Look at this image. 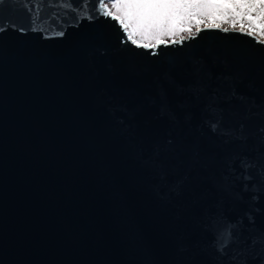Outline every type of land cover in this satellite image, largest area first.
I'll use <instances>...</instances> for the list:
<instances>
[{
    "label": "water",
    "instance_id": "1",
    "mask_svg": "<svg viewBox=\"0 0 264 264\" xmlns=\"http://www.w3.org/2000/svg\"><path fill=\"white\" fill-rule=\"evenodd\" d=\"M97 8L0 4L25 29L0 32V264H264V44L140 48Z\"/></svg>",
    "mask_w": 264,
    "mask_h": 264
},
{
    "label": "snow or ice",
    "instance_id": "2",
    "mask_svg": "<svg viewBox=\"0 0 264 264\" xmlns=\"http://www.w3.org/2000/svg\"><path fill=\"white\" fill-rule=\"evenodd\" d=\"M2 3L3 0H0V4ZM97 4V11L100 15L117 21L126 34L127 40L137 47L145 49H153V45L142 43L136 39L137 35L155 36L157 45L167 46L168 42L161 39L160 36L164 32L172 31L179 21L190 19L194 14H205L213 20L234 16L241 20L239 29L241 33L256 36L259 32V35L264 37V0H113L111 6L106 4L104 0H97ZM28 10L31 13L35 10V6L29 7ZM245 16L248 20L247 28L243 24ZM212 26L209 25V27ZM215 26L219 27V25ZM9 28L20 32L25 31L16 23L6 18H0V32L7 31ZM180 30L184 31L183 28ZM222 30L229 31L228 28ZM233 30H235V21H233ZM58 35L63 36L64 33L61 31ZM189 38L195 39V36ZM258 42L264 44V38L259 39ZM151 54L159 55V48L152 50ZM206 112V120L210 128L214 132L217 131L223 123L224 117V111L219 106L218 97L212 98V102L206 107ZM245 170L247 171V168ZM234 235V231L227 223L222 225L219 234L221 252L230 246ZM253 242H264V237L256 238Z\"/></svg>",
    "mask_w": 264,
    "mask_h": 264
},
{
    "label": "rangeland",
    "instance_id": "3",
    "mask_svg": "<svg viewBox=\"0 0 264 264\" xmlns=\"http://www.w3.org/2000/svg\"><path fill=\"white\" fill-rule=\"evenodd\" d=\"M113 1L107 2L109 6H111ZM115 11V9H113ZM233 21H235V28L240 29L241 27V20L239 18H236L234 16H229L227 19H215L213 20L208 15L200 14V15H193L190 19H185L182 21H179L177 25L174 27L172 31L164 32L160 38L169 42L172 40H178L182 37L188 36L190 34H194L197 29H199L202 26L211 24V25H219L221 27L225 28H233ZM243 24L245 28L248 27V20L245 16L243 19ZM183 28L184 31H181L180 29ZM257 37L260 39L264 38L259 35V32H257ZM136 39L140 40L142 43H151L152 45H155L157 43L155 36H140L137 35Z\"/></svg>",
    "mask_w": 264,
    "mask_h": 264
}]
</instances>
